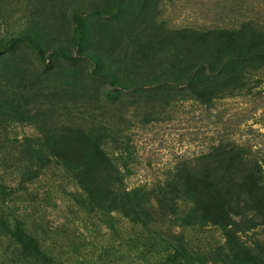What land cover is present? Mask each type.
<instances>
[{
    "label": "rangeland",
    "instance_id": "1",
    "mask_svg": "<svg viewBox=\"0 0 264 264\" xmlns=\"http://www.w3.org/2000/svg\"><path fill=\"white\" fill-rule=\"evenodd\" d=\"M118 1L116 16L98 15ZM245 22L264 27V0H0V264H41L10 237L19 224L61 264H152L151 243L176 235L197 252L222 243L217 227L159 215L147 229L105 212L74 172L100 187L116 172L129 191L166 185L219 142L264 156V63L249 67L257 73L241 91L209 105L148 83L170 72L184 80L189 72L170 62L197 60L203 32ZM254 223L241 234L248 244L264 242L263 222Z\"/></svg>",
    "mask_w": 264,
    "mask_h": 264
},
{
    "label": "trees",
    "instance_id": "2",
    "mask_svg": "<svg viewBox=\"0 0 264 264\" xmlns=\"http://www.w3.org/2000/svg\"><path fill=\"white\" fill-rule=\"evenodd\" d=\"M121 7L118 1L108 10L98 11V15L114 17ZM18 39L7 41L4 49ZM74 39L76 44L81 43L78 23ZM22 41L45 61L42 51L31 40ZM198 41L201 56L197 60L190 63L185 56L179 62L169 63L170 68L178 63L179 71L189 72L184 80L170 72L167 79L152 78L149 86H174L190 95V99L209 105L218 98L241 91L246 81L257 73L248 72L249 67L264 63V27L257 24L245 22L234 29L206 31ZM209 41L213 42L215 50L204 52L205 43ZM93 157L100 161L106 158L99 149L93 152ZM40 160L44 158L40 156ZM76 171L75 176L80 179L90 203L105 212H117L136 226L151 229L155 216L160 215L176 219L183 227L213 226L223 233V242L208 252L190 249L183 235L170 239L161 237L150 245L155 257L152 264H264V242L257 240L248 244L241 235L250 225H256V219H261L264 225V156L259 151L238 142H219L193 162H185L166 185L129 191L121 186L116 172L109 184L100 187L98 178L91 181L86 172ZM249 214L253 216L248 217ZM9 233L24 258L41 264L60 263L23 224Z\"/></svg>",
    "mask_w": 264,
    "mask_h": 264
}]
</instances>
